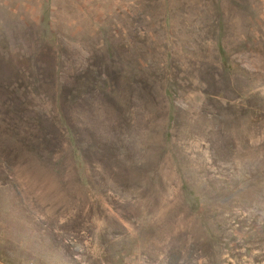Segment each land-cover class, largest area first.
Wrapping results in <instances>:
<instances>
[{
	"label": "rangeland",
	"instance_id": "obj_1",
	"mask_svg": "<svg viewBox=\"0 0 264 264\" xmlns=\"http://www.w3.org/2000/svg\"><path fill=\"white\" fill-rule=\"evenodd\" d=\"M0 264H264V0H0Z\"/></svg>",
	"mask_w": 264,
	"mask_h": 264
}]
</instances>
